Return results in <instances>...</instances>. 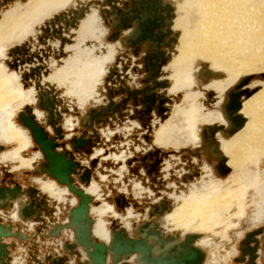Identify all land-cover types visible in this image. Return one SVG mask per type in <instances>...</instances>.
I'll list each match as a JSON object with an SVG mask.
<instances>
[{
	"label": "bare ground",
	"instance_id": "6f19581e",
	"mask_svg": "<svg viewBox=\"0 0 264 264\" xmlns=\"http://www.w3.org/2000/svg\"><path fill=\"white\" fill-rule=\"evenodd\" d=\"M8 1L12 0H3L4 3ZM119 1L123 5L126 4L125 7L121 6L118 3ZM69 2L70 0H27L23 6L17 3L13 7H10V9L2 10L0 15V143L5 145L17 144L9 151H3L4 146L0 144V161L17 162L18 164L16 165L18 168H31L35 160L40 157L42 160L34 168V174L42 175L45 178L37 180L40 189L50 197L55 198V201H65L66 195L69 196L70 193L75 196L71 198L72 206L67 210L65 222L62 224L58 223L52 229L49 227L46 234H41V236L48 238H57L61 236L63 231V233H66V236L68 234V240L57 242V245L63 248L60 251L63 252V255L58 257H52L51 255L45 256L40 264H69V261H72L73 264H120L123 262L125 264H160L161 259L158 258L166 250L182 246L186 236L190 234L197 235L193 241L194 245L199 246L200 243H202L200 244L202 246L204 244L208 246L214 245L212 247L217 249L216 245L218 243L214 235L204 239L205 236L197 232L198 230H212L213 234H216V229L221 227L224 229V233L231 230L234 233L238 232L237 236L240 237L243 233L240 231L239 226L243 221V225L246 228L250 227V224H253V222L257 223V221H261L264 217V169L261 170L260 166L264 158V0L101 1L105 5L99 8L100 15L111 29L108 40L117 41V44L120 47L126 48L130 52V55L139 54L142 64L141 69L150 75L147 81L149 82V91L152 93L146 92L145 99L141 97L142 108H146L147 110V114H143L142 116L148 115L154 108L156 114L161 118L165 117V111L167 110L165 103H169L170 99L158 91L160 88H166L169 84L168 79H162L161 77V74H164L165 70L171 69L173 71L170 77L173 83L171 84L169 93H177L182 89H186V97L184 98L183 104L174 110L173 120L167 123L166 127L161 125L156 129L153 143L157 147L159 145H166L171 142L169 140L171 138L169 134L173 131L180 132V137H178L179 141L177 140L176 146L178 144L194 145V148L186 150L184 155V158L188 160L193 156L188 166L190 167L192 165L193 171L188 175V178L192 179L193 176H198V173L195 171L198 170V166L201 163H203L202 169L205 170L207 176L205 178L202 176L205 181L193 185L194 189H191L184 195L176 197V199H181L179 203L172 206L168 198H161L159 202H154L149 206V211L140 224H133L131 226V222L121 217L125 228L119 227L113 222L111 229H109L108 224L106 225L103 220L104 215L108 213L113 217H120L111 210L110 205L101 203L98 207H91L90 212L96 218H94V224L93 218L89 215L90 204L93 202V198L100 199L101 197L99 188L96 187L97 183H90L91 167L96 165L97 158H92L90 167L78 162L81 169H77L76 174H73V183L76 186V180L83 185L90 183L86 189H80L91 197L88 208V216L92 219L90 226L91 242H87L78 234L79 237L76 234V224H70L69 213L78 204L79 196L73 193L66 184L59 183L55 178L42 171L41 164L44 161L43 153L34 141L29 128L20 121L19 117L20 113L26 115L27 112L25 109H29L34 119L43 125L47 135L51 136V134L55 135L53 129L56 126L55 123L60 124L62 122L63 118L60 111L65 112L67 109L62 107L59 109L57 105L60 106L62 100L57 99L54 88L49 84L44 87L38 78L35 77L41 73L42 66L30 69L29 73L25 77L23 76L24 88L28 86L27 80L30 78L35 79V92L34 88H23L22 90L18 82L19 76L15 72L19 68V63L16 58L12 63L7 62L9 67L14 70L11 72L5 69L2 61L6 47L10 45L9 43L16 39L21 40L30 32H34L33 26L36 22L45 20L44 26L41 27V31L44 34L39 36L41 43L44 44L47 38H56L61 41V49L64 46L63 42L66 41L65 37L63 38V28H68L69 30V27L74 28L81 21V29L79 30L82 31V35H79V37H82V40L79 39L81 40L79 41L81 42L79 45H82L85 41L84 39L87 34H95L97 32L95 29L100 28L99 23L94 25V21L97 20V14H95V11V13L91 11L92 14L85 15L88 9L87 5L80 6L77 9L70 8L68 12L56 14L58 10L65 8ZM115 5L120 8L119 12L115 11ZM54 12H56V15L51 18V14ZM47 18H49L48 21L46 20ZM178 29H180V32H177ZM97 33L100 35L101 32ZM180 42L181 52L173 58L172 53L174 55L177 53L176 48L180 46ZM101 43L103 46H99H102L101 49L105 50L102 52L103 55L97 56L96 59L93 58L94 63L91 65L89 64L91 62H89L88 65L83 66L84 70H87V76L91 77L88 78V82L90 81L89 87L86 84L87 82L83 84L84 89L87 86L84 92L89 95H91L95 84H97L96 82L103 72L100 63L103 60H110L113 56V53L110 51L112 45H107L109 47L105 48L104 43ZM26 49L24 46L17 47L11 49V52L17 54L20 51L25 52ZM111 49L114 50L113 47ZM167 50H170V52ZM63 54L61 50L60 55ZM85 55L87 56L86 53ZM31 60V58H25L20 59V62L22 64ZM72 61L73 64L76 63L74 60ZM170 61L171 63L169 64ZM69 65H71L70 62ZM163 65L165 66L162 68ZM89 68H93V70L90 69L91 71H89ZM127 69V66H122L121 71L124 73L123 75H125ZM112 70H109L110 78L112 75L120 78L121 74L117 69ZM78 72L81 71L79 70ZM89 72H93L92 76ZM59 82L62 84L61 81ZM81 82L83 83V81ZM122 83L124 84V80H122ZM124 85V88H121V92H125V90L129 92L135 91L131 90V87L127 84ZM51 88L56 95L54 101L57 100L56 105L53 106V111H56L61 117L60 121L54 123L50 118L51 114L49 111L47 112L45 108L39 106L38 97L41 91L46 93V90ZM116 92L119 94L118 91ZM110 93L112 94V92ZM87 94L86 96H88ZM150 95H152V99ZM199 97L203 99L208 98L207 101L210 103L211 111L203 109L202 103L198 102ZM139 98L140 92L134 96L132 95L128 102L133 100L136 103H140ZM196 98L197 100L195 101ZM16 104H20L21 106L25 105L22 108L23 110L18 111L21 106L16 110L18 112L17 120L19 124L13 121L15 111L12 110ZM105 105L103 107H106ZM126 105V103L123 104L125 107ZM122 108V106H119L115 113L120 112ZM92 115L93 113L90 109L82 116L84 120L76 121V124L93 130L94 135H97V140L99 141L100 136L95 130V125H100L102 121L107 120L109 117L106 116V119L96 123L98 115L95 117ZM203 119L207 125L203 126L200 132L197 128V123ZM71 120L73 119H67L65 121V124H63L65 129L71 130L73 128L74 124ZM46 126L51 128V134L47 131ZM60 127L64 133L63 127L61 125ZM69 135L67 136L69 137ZM62 138H64V142L69 139L65 144L70 146L72 150L70 152L73 157V153L80 149L88 153L91 152L89 148L92 143L91 138H80L82 142L78 146H74L73 144V140L77 141L76 138H66L65 133L62 135ZM175 138L177 139V137ZM56 139L58 141V138ZM33 142L35 144L34 148L38 152L28 158H22L20 154L21 150L31 146ZM57 148L60 149L63 147H60L58 143ZM160 154L162 156L166 155V153L155 148L154 151L149 152L147 155L153 159L152 165L154 167L150 171L151 173L157 172V166L161 161ZM194 157L197 159L196 165L192 164L196 161ZM29 158L35 159L34 162L32 163V159ZM214 160L217 161V164H214ZM84 168L90 172L89 180L87 181L80 180V174ZM5 173L6 176L12 175L10 172ZM104 177L102 176L101 179ZM183 180L186 181V178ZM14 183L19 187L18 194L11 195L8 193V196L0 197V209L3 210L2 213L6 214L8 209L14 208L10 214L14 220L26 223L31 222L30 226L35 224V222L41 221L42 224L40 226L42 229L47 228L44 220H42L43 218H41V210L46 209V214L50 216H52V210H49L46 201L44 199L37 200V198L29 197L26 191L27 188L23 189L17 182ZM197 185L199 186L196 187ZM77 188L79 187L77 186ZM137 190L141 191V189ZM249 190L252 191L249 192ZM34 191V195L36 197L39 196V191L37 189H34ZM24 194L27 199H23ZM247 197L249 198L248 201L252 202L257 209L254 207L256 209L255 215L245 219L244 211L245 205L247 204ZM116 201L118 206L120 205V201L127 204L122 196L116 198ZM31 202L34 204L32 207L30 206ZM122 206L120 205V207ZM131 212V210H127V215L130 216L132 214ZM165 212L168 213L165 216L166 218H164ZM151 216H153L152 220L149 218ZM241 218H244L242 222L239 220ZM168 219L171 222L166 221ZM56 222L58 220H55ZM0 223H2L1 219ZM4 224L6 226L11 224L12 228L10 230L11 234L2 236V241L6 245L8 254L5 258L0 255V264H3L2 257L5 264H9L13 257L10 251L11 246L5 240L11 236L17 237L20 240H26V236L20 231L13 232L14 225L11 222ZM121 229L125 230L129 237H141L144 240L134 241V244H132L133 251L128 252L125 256L121 257L120 261L114 263L112 262L115 252L113 244L116 243L117 247L120 246L122 237L119 235V231ZM216 235L218 236V234ZM263 236V227L261 231L259 228L250 230L241 240L239 250L233 247L228 253L230 256L238 254L235 261L238 264H245L253 251V241L257 239L259 244L256 249L258 255L255 258V262L262 264L260 254L263 246L261 241ZM96 241H102L108 247L104 263L98 262L94 252L90 253L92 242L94 243ZM150 243L153 245L152 247ZM200 248L205 253V250L202 247ZM145 251L150 253V256L156 255L155 258L147 260L144 255L146 253ZM206 255L205 253L201 264H204ZM222 258L221 256L219 258V254H215V257L211 258L209 262L211 264H221L220 260ZM15 260L18 259L15 258ZM188 260L193 261V258L188 257ZM35 261L38 262V260ZM28 264L30 263L28 262Z\"/></svg>",
	"mask_w": 264,
	"mask_h": 264
},
{
	"label": "rangeland",
	"instance_id": "374dc122",
	"mask_svg": "<svg viewBox=\"0 0 264 264\" xmlns=\"http://www.w3.org/2000/svg\"><path fill=\"white\" fill-rule=\"evenodd\" d=\"M101 1L102 0H70L69 4L65 8L58 10L57 13L54 12L53 14H51V18H53L56 14H59L62 12H68V10L70 8L77 9L80 6H84V5L86 6L87 5L88 9L86 10L85 15L92 14V12H94V11L96 12V13L94 12L95 14H97V15L99 14L98 16L96 15L98 21L95 20L94 25H97L99 23L100 28H97L95 30L97 32H101L100 35H98L97 32L95 34L94 33L93 34H87L85 39H84L85 41L82 43V45H79V43H81L79 41L82 40V37L81 38L79 37V35L80 36L82 35V31L79 30V29H81V27H80L81 21H80L79 24L76 25V27H74V28L69 27V30H68V28H63V31H64L63 38L65 37L66 41L63 42L64 46H62V49H61V46H60L61 41L56 39V38H53V39L47 38L44 44L41 43V41L39 40V36L44 34V32L41 31V27L44 26L45 20L42 22H36L33 26L34 32H30L27 36H25L21 40L16 39V40H13L11 43H9L10 45H8L6 47L5 55H4V58L2 59V61H3V65H4L5 69L7 71L11 72L13 70V68H10L9 65L7 64V62L12 63L13 60L16 58L17 62L19 63V66H18L19 68L17 70L18 72L17 71H15V72L19 76L18 82L20 83L22 90L24 88L23 76L25 77V75L27 73H29L30 69H34V68H38L39 66H42L41 73L35 77L38 78V80L40 81V83L44 87L47 86V84L51 85L54 88V91L57 95V99L62 100L61 105L60 106L57 105V107L59 109L61 107L67 109L65 112L60 111V113H62L63 119H62V122L60 124L55 123L56 126L60 127V125H61L63 127V124H65V121L67 119H73V120H71V122L74 124V126L71 130H67L63 127L65 137L67 138L68 137L67 135L70 134L69 138H70V136L73 138H83L84 137L83 139L88 137V138H91V140H92L90 147H89V145H87V147H89L91 150L90 153L85 152L83 149H80L79 151L73 153L74 157H75V158L74 157L73 158L75 161L82 163L83 165L88 166V167H90V161L92 160V158H97L96 165L94 167H91L92 172H91L90 183L91 182L97 183L96 187L99 188V189L98 188L97 189L99 190V192H100L99 194L101 195V197H100V199H96V198L94 199L93 198V202L90 204V209H89L90 214L89 215L93 218V224H94L95 216H94V214L92 215L90 212L91 207L95 208V207H98L101 203H106V204L111 206V210L115 214L117 213L120 216V217H113L108 213L105 214L103 220L105 221L106 225L108 224V228L111 229L113 222H115L119 227L125 228L121 217H123L126 220H128L129 222H131L130 223L131 226H133V224H140L141 221L146 217L145 215H146V213H148L149 206L151 204H153L154 202H159L160 199L164 198V197L169 199V202H171L172 206L176 203H179L181 201V199L180 198L176 199V197L184 195V194L188 193L191 189H194L193 185L198 184L199 182H204L205 181L204 178L207 175H206L205 170L202 169L203 163H201L199 165L200 167L198 166L199 171L198 170L195 171L198 173V176H193L192 179L188 178V175L193 171L192 165L190 167H188L190 162H191V158L193 156L188 160V159L184 158V155L186 153V150L193 149L194 145H192V144L191 145L190 144H188V145L187 144H182V145L178 144L177 145L178 147H177L175 144L177 143V140L179 141L178 137H180V132H178V131H176V132L173 131L172 133L170 132L171 134H169V135L171 136V138L169 140L171 142L166 144V145H162V146L159 145L157 147V145H155L153 143L154 138H155L156 129H158V127H160L161 125L166 127L167 123H169L173 120L174 110L183 104V102L185 100L184 98L186 97V89H182L177 93H169V89L171 87V84L173 83V80L170 79L171 75L173 74V71L171 69L165 70L164 71L165 75L161 74V77H162V79H168L169 84L166 88H160L158 90L159 92H161V94L163 96H167L170 99L169 103H165V107L167 108V110L165 111V117L161 118L158 114H156L154 108L151 111V113L148 114V117H147V115H146V117L141 116V114L144 111H145V114H147L146 108H142L141 97L143 99H145V93L146 92L152 93L151 91H149V82L147 81L148 78L150 77V75L146 74L141 69L142 64L140 61V55L139 54L138 55H134V54L130 55V52L127 51L126 48L120 47L117 44V41L114 42L112 40H108V37L111 33V29L106 24L104 19H102L101 15H100L99 8L103 7L105 5V4H102ZM110 1H113V0H110ZM124 1H126V0H124ZM26 2H27V0H12V1H8V2L4 3L3 0H0V15H1L2 10L10 9V7H13L17 3H19L21 6H23L24 4H26ZM118 3L124 7L126 5V4L123 5V3L121 1H119ZM125 3H127V2H125ZM107 8H108V6H107ZM114 8H115L116 12H119V10H120L119 7H117L115 5ZM48 19L49 18H47L46 20L48 21ZM102 27L105 31L102 29ZM177 32H180V29H178ZM69 33H70V35H69ZM92 35H94V36H92ZM79 39H81V40H79ZM96 39L98 42L96 41ZM54 41H55V43H53ZM96 42H97V44L95 46ZM101 42L104 43L105 48L109 47L107 45H112L111 47H113L114 50L111 49V47H110V51L113 53V56L111 57L110 60L109 59L103 60V62L100 61L102 64L99 62L101 67L103 68V72L101 73L99 80L96 82L97 84L94 83L95 87L92 90V93L93 92L94 93L91 95V97L88 96L89 98L84 101L82 99L87 97L86 96L87 93L84 92V90L87 88V86L84 89L83 84H84V82L85 83L87 82L86 84L89 87L90 81L88 82V78H91V77L87 76V74H88L87 70H84L83 66L88 65L89 62H91V63H89L91 65L92 63H94L93 60L96 59L97 56L103 55L102 52H104L105 50L100 48L101 46H99V45L103 46V44ZM105 44H106V46H105ZM23 46L27 48L25 52L20 51L17 54H13L11 52V49L17 48V47H23ZM82 47L83 48L85 47V48L83 49ZM54 48L56 51H54ZM90 48L93 50H96V51L91 52ZM176 49H177V53L175 55H174V53H172L173 58L175 56H177L178 54H180L181 49H182L181 48V42H180V46L177 47ZM61 50L64 53L63 55H60ZM114 51H116V52H114ZM167 51L170 52V50H167ZM54 52H55V54H54ZM85 53L87 54L88 57L89 56L90 57L88 58L85 55ZM25 58L26 59L31 58L32 60L29 62L26 61V62L21 64L20 59H25ZM75 58H77V59H75ZM72 60H74V62H76V63L73 64ZM80 60H81V62H80ZM78 61H79V63H78ZM171 61L169 62V64L171 63ZM69 62L71 65H69ZM66 64H67V66H66ZM123 65L127 66V68H128L125 75H123L124 73L121 71V68ZM165 65H163L162 68ZM168 65H167V67H168ZM96 66H97V64H96ZM90 69L91 68H89V71L93 70V68L91 70ZM112 69H117V71L121 74L120 78H118L116 75H112L110 78V76H109L110 71L109 70H112ZM72 70H75V71H72ZM79 70L82 73L78 72ZM83 70H84V72H83ZM60 71H62V72H60ZM112 73L114 74L113 70H112ZM89 74L92 76L93 72L92 73L89 72ZM58 76H59V78H58ZM51 77H52V79H51ZM55 77H56V79H55ZM60 77H62V78H60ZM68 77H70V78H68ZM86 77H87V79H85ZM80 78H81V80H80ZM122 80H124V84H127L129 87H131V90H135V91H131L132 93L129 92L128 90H125V92H121V88H124V86H125L122 83ZM59 81H61L62 84H60ZM81 81H83V83ZM26 82H27L28 86L24 89L34 88V83H35L34 78H30ZM65 84L67 87L65 86ZM76 86H78V87H76ZM75 87H76V89H75ZM133 87H139V88H133ZM68 89L70 90V92L73 90L72 92H74V93L68 92L69 91ZM34 91L36 92L35 88H34ZM116 91H118L119 94H117ZM110 92H112L113 97H112V94ZM139 92H140V98H139L140 103H136L133 100L128 102L129 99L132 97V95L134 96ZM41 93H43V91H41ZM46 93H47L46 95H48V97L53 96V98L55 100L56 95L53 92L52 88L47 89ZM192 93H194V92H192ZM80 94H82L81 95L82 97L79 96ZM119 96L121 97L120 99H118ZM150 96L152 99V95H150ZM43 99H46L44 95H43ZM207 99L206 98L203 99L202 97H199L198 102L202 103L203 109H206V111H211V107L209 105L210 103H208ZM196 100H197V98L195 99V101ZM56 102H57V100L54 101V106L56 105ZM124 103L127 104L126 107L123 106ZM33 105H35V104H33ZM33 105H30V106H33ZM104 105L106 107H103ZM20 106H21L20 104L19 105L16 104L12 110V111H15V116H14L13 121L16 124H19V122L17 120V113L18 112H16V110ZM24 106H21L18 109V111L23 110L22 108ZM119 106L123 107L122 110L118 113H115L116 109ZM113 107H115V108H113ZM90 109L93 113L92 116L95 117L96 115H98V118L96 119L97 120L96 123L101 122L102 120L106 119V116L109 117V118H107V120L102 121L100 125L99 124L95 125V130L98 133V135L100 136L99 141L97 140L98 139L97 135H94L93 130L88 129V127H83L80 124H76V121L84 120L82 118V116H84L85 113L88 112ZM81 113H82V115H81ZM53 118H55L57 121H60L61 117L56 111H53ZM213 124H215V123H213ZM216 124H218V123H216ZM205 125H207V124H206V121L204 119L197 123V128L200 130V132H201L203 126H205ZM168 126H170V125H168ZM175 127L177 128L176 125H175ZM46 128H47V131L51 134V128H49L47 126H46ZM123 128L127 129V131L123 130ZM122 130L126 131V132L125 133L120 132ZM54 133H55V135L51 134V136L58 138L56 135V132H54ZM64 133L61 130V134L63 135ZM84 133H85V135H84ZM173 134H174V136H173ZM112 135H113V137L110 138V136H112ZM175 137H177V139ZM174 139H176V140L174 141ZM198 139H199V137H198ZM68 140H66L65 142H67ZM56 141H57V139H56ZM57 142L60 144V147H63L60 149L56 148L57 151H59V152L69 151V153H71L70 151H72V150L68 144H65L64 138H62V137L58 138ZM0 144H2V143H0ZM2 145L4 146L3 151H9V150L13 149L17 144L13 143V144H6V145L2 144ZM34 147H35V144L33 142V144L31 146H29L25 149H22L21 153H20L21 157L25 159V158L30 157L33 154H36L38 152V150L35 149ZM155 148H158L161 152L166 153V155H163V156L161 154L159 155L161 161H160L159 165L157 166L158 167L156 170L157 172L151 173L150 171L154 167V165H151L153 163V159H151V157L147 156V155L149 152L154 151ZM0 155H1V151H0ZM118 155H122L123 159H121L122 157L119 158L118 160H115L113 158V156H118ZM106 157H108V159L104 160ZM29 159H32V163L35 160L33 158H29ZM41 160H42V158H40V157L37 158L34 162L35 164L33 163L31 168H26V167H19L18 168L16 165V164H18L17 162H9V161L1 162L0 161V187L1 186H5V187L9 186L10 188H12L15 185H17L14 182H17L19 185L22 186L23 189H26V188L27 189H30V188L37 189L39 191V196H37V200L44 199L46 201V204H47L49 210H52V216H50L49 214H46V209L41 210V212H42L41 218H43L42 220H44V223L47 225V228L42 229V227L40 226L42 224V222L38 221V222H35L33 227L32 226L30 227L32 229L29 230L28 233H26V231L24 230L25 233H23V235L26 236V240L20 241L17 237H14V236H11L9 239L5 240V242H7L11 246L10 251H11V256L13 257L12 260L9 262V264H21V262H22V264H28V262H30L28 259L31 257L32 253H34V252H36V254L38 252V255H41V256L45 255L44 253H47V256H48L49 254H53V253H51L53 249L54 250H56V249H62L63 250V248L61 246L57 245V242H60V241L64 242V241L68 240V234L66 236V233H63L64 231L62 232L61 236H58L57 238H48V237L41 236V234H46V232L49 228L48 225L51 224L52 222H54L55 220L56 221L58 220L59 224H62L65 222L67 210L72 206L71 198L75 197V196H73V194H71L69 192L70 194H69V196L66 195L65 201H58V200L55 201V198L50 197L49 195H47L45 192H43L40 189V185L37 182V180H41V179H45V178L42 175L39 176V175L34 174V168L37 167L36 165ZM214 162H215L214 164H217L216 160H214ZM261 162L262 163L260 164V166H261V170H263L264 169V158ZM195 163H197V159L192 164L196 165ZM15 165H16V167L14 168ZM121 169H122V171H121ZM5 172H10L12 175L6 176ZM82 172H81V174H82ZM148 172H150V174L147 175ZM102 176H105V177L103 179H101ZM202 176L204 178H202ZM184 178H186V181L183 180ZM154 180H156V182H154ZM157 181H159V183H157ZM75 183L77 184V186L79 188H83V189H86L90 184L89 183L87 185H83L78 180H76ZM6 185H8V186H6ZM198 186L199 185H197L196 187H198ZM137 189H141V191H139ZM134 190L135 191L137 190V191L135 192ZM250 191H252V190H249V192ZM137 192H138V194H137ZM120 196L124 197V199L127 203V204H124V202L120 201V205H123L122 207H120V205L118 206V203L116 201V198H118ZM33 197L36 198V195L33 194ZM23 199H27L25 194L23 196ZM49 199H50V201H49ZM248 200H249V198L247 197V204L249 203L250 205L249 204L245 205V211H244L245 212V214H244L245 219L252 217V215H255V211L257 209L256 206H254V204L252 202H249ZM253 209H255V210L253 211ZM9 210L10 209H8L6 211L7 213L4 214V213H2L3 210L0 209L1 222L6 223V224L11 222L14 225L13 232H18V231L22 232L21 228L23 227L22 223H24V222H20L19 220H13L12 217H10L11 215L8 214ZM127 210H131L132 211L131 215H133V216L127 215ZM165 213H164V218H166L165 216L168 214L167 212H165ZM5 218H6V220H5ZM149 218H151V220H152L153 216H151ZM167 218H168V216H167ZM244 218L239 219L240 222H242ZM196 220H198V219H196ZM13 221H16V222H13ZM166 221L171 222L169 219ZM243 222L241 223L242 225L240 224V226H239L240 231H242V233H243L242 236H240V237L237 236L238 232L234 233L231 230L230 231L228 230L226 233H224L223 232L224 229L221 227L217 228L218 230L216 229V232H217L216 234H218V236L216 234H213L212 230H210V231L198 230L197 231L200 234H203V236H205L204 239H207V238H209V236L214 235L215 240L218 243L216 245L217 249L212 247L214 245H212V246L211 245L208 246L205 244H204V246L200 245L202 243H200L199 246H197L199 248L202 247L205 250V253L207 254L206 259L204 261V264H211L209 261L211 260V258L215 257V254L216 255L219 254V258H220V256H221V258L223 257L220 260L221 264L222 263L223 264H238V262L235 261V258L238 256V254L230 256L228 251L231 250L233 247L236 248L237 250H239V244H240L241 240L244 238V235L248 231L254 230V229H257L260 227L264 228V217L261 221H257V223H255V222H253V224L251 223L250 227H247V228L243 225ZM8 225H11V224H8ZM92 227H93V225H92ZM52 228H54V227L51 226V229ZM188 232H190V231H188ZM92 234H93V232H92ZM44 242H48V244H46ZM219 246H220V248H219ZM49 251H51V252H49ZM238 252H240V251H238ZM22 253H24L23 256H22ZM18 257L22 258L21 262L19 261L20 259H18ZM15 258L18 260L14 261ZM69 264H73V262L69 261Z\"/></svg>",
	"mask_w": 264,
	"mask_h": 264
},
{
	"label": "water",
	"instance_id": "95a60500",
	"mask_svg": "<svg viewBox=\"0 0 264 264\" xmlns=\"http://www.w3.org/2000/svg\"><path fill=\"white\" fill-rule=\"evenodd\" d=\"M47 93H40L38 95L39 97V106L42 108H45L46 111L51 114V120L54 122H57L55 118H53V106H54V98L53 96L48 97L46 95ZM43 95L46 99H43ZM27 114H19L20 121L29 128L32 137L34 141L36 142L38 148L42 151L44 156V161L41 164L42 171L46 172L49 176L55 178L59 183L66 184L68 188L75 193L77 196H79V202L76 206H74L69 213V219L70 224H76V234L80 235L84 240L87 242H91L92 238L90 237V226L92 223L91 217L88 216V208H89V202L91 201V197L89 194L85 193L82 189L77 188V186L73 183L74 177L73 174H76L77 169L81 168L80 164L74 160L73 155L69 153L68 151L59 152L56 150L58 146V142L56 141V137L54 136H48L45 128L38 123L29 109H25ZM55 125V124H54ZM54 132H56V135L58 138L62 137L61 134V128L59 126L53 127ZM77 141H74V146H78L81 144V139L76 138ZM89 170L84 169L82 174L80 175V180L87 181L89 180ZM19 191L18 185H15L14 187H0V197H6L8 196V193L11 195L18 194ZM29 197H33V194L35 193L33 188L26 190ZM34 204L33 202L30 203V206L32 207ZM83 221V222H82ZM12 228V225L6 226L4 223H0V255H2L4 258L7 256L8 252L6 249L5 243L2 241V236H6L11 234L10 230ZM6 229V230H4ZM261 231L262 228H259ZM5 232V233H4ZM120 236L122 237V242L119 247L116 246V243L113 244L114 254H113V260L112 262L116 263L121 260L122 256H125L128 252L133 251L132 244H134V241L137 242L138 240H144V238H138V237H129L127 236L125 230L121 229ZM156 233V232H155ZM78 235V236H79ZM79 236V237H80ZM171 236V235H169ZM197 237L195 234L187 235L184 244L180 247L171 248L170 250H166V252L163 253L161 257L158 259H161L159 262L160 264H201L203 261V258L205 256L204 251L194 245L193 241ZM172 240V239H171ZM262 250L260 254L261 263L264 264V236L262 238ZM254 245H253V251L251 252V255L248 259V261L245 264H259L255 262V258L257 257L256 249L258 247L259 241L257 239H254ZM84 244V243H83ZM151 244V243H150ZM153 245L151 244V247ZM94 252L96 258L98 259L99 263L105 262V257L108 252V247L106 244L102 241H96L92 242V249L90 251ZM146 252V251H145ZM150 253L146 252L145 258L147 260L155 258L156 255L150 256ZM2 257V263L5 264ZM188 257H192L193 261H189ZM93 258V257H92ZM125 264V262L120 263Z\"/></svg>",
	"mask_w": 264,
	"mask_h": 264
},
{
	"label": "crops",
	"instance_id": "0c3cea01",
	"mask_svg": "<svg viewBox=\"0 0 264 264\" xmlns=\"http://www.w3.org/2000/svg\"><path fill=\"white\" fill-rule=\"evenodd\" d=\"M102 47V46H101ZM100 47V48H101ZM54 51H56L55 50V48H54ZM91 52H93V51H96V50H93V49H91L90 50ZM96 53V52H95ZM54 54H55V52H54ZM96 56V55H95ZM94 93V92H93ZM93 93H91V95L93 94ZM91 95H89L88 94V96L89 97H91ZM86 97L85 99H84V101L85 100H87L89 97ZM121 97L119 96V98L118 99H120ZM83 100V99H82ZM84 103V102H83ZM123 130H126L127 131V129H124L123 128ZM120 131V132H126V131ZM113 137V135L112 136H110V138H112ZM116 157V158H115ZM122 157V155H118V156H113V158L115 159V160H118L119 158H121ZM106 158H108V157H106ZM105 158V159H106ZM121 159H123V157L121 158ZM146 165V164H145ZM6 174V173H5ZM37 198V197H36ZM13 210H14V208H12V209H10L9 210V212H8V214L10 215L11 214V212H13ZM12 217V216H11ZM13 219V218H12ZM14 220V219H13ZM13 222H16V221H13ZM30 223L31 222H28V223H26V222H24V223H22V225H24L22 228H21V231H22V233H25L24 232V230L26 231V233H28L29 232V230H31V226L33 227V225H31L30 226ZM21 224V223H20ZM58 224V222H56L55 223V221L54 222H52L51 224H50V226H48V227H51V226H56ZM20 240V239H19ZM20 241H23V240H20ZM44 243H46V244H48V242H44ZM43 244V243H42ZM55 246V245H54ZM62 249H56V250H52V252L51 251H49V252H51V253H53V254H49V255H51L52 257H58V256H61V255H63V252H60ZM45 255H43V256H41V255H38V253L36 254V252H34V253H32V255H31V257L28 259L30 262V264H37L38 262V264H40V262L43 260L42 258L44 257V256H47V253H44ZM24 255V253H22V256ZM41 256V257H40ZM18 259H20L19 261H22V258L21 257H18ZM35 260H38V262H36ZM21 264H22V262H21Z\"/></svg>",
	"mask_w": 264,
	"mask_h": 264
},
{
	"label": "flooded vegetation",
	"instance_id": "af4514ba",
	"mask_svg": "<svg viewBox=\"0 0 264 264\" xmlns=\"http://www.w3.org/2000/svg\"><path fill=\"white\" fill-rule=\"evenodd\" d=\"M143 114H145V113H142L141 116H142ZM149 114H150V113H149ZM144 116L146 117V115H144ZM147 117H148V115H147ZM70 137H71V136H70ZM67 138H69V137H67ZM152 164H153V163H152ZM152 164H151V165H152Z\"/></svg>",
	"mask_w": 264,
	"mask_h": 264
}]
</instances>
